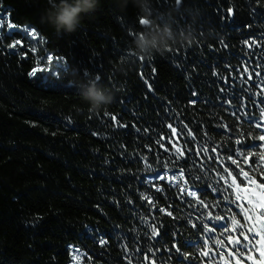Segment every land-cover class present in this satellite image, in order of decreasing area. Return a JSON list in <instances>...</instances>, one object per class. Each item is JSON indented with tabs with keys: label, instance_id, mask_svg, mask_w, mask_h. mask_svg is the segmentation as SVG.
Returning a JSON list of instances; mask_svg holds the SVG:
<instances>
[{
	"label": "trees",
	"instance_id": "16d2710c",
	"mask_svg": "<svg viewBox=\"0 0 264 264\" xmlns=\"http://www.w3.org/2000/svg\"><path fill=\"white\" fill-rule=\"evenodd\" d=\"M50 6L0 0V21L38 32L28 45L0 31V264H72L76 249L86 264L244 262L252 234L221 168L264 180L255 155L228 163L264 153V0H152L156 22L192 43L150 60L131 55L143 30L132 0H99L59 36L41 23ZM17 41L29 48L10 51ZM45 55L62 68L30 76ZM70 69L99 77L113 103L89 112Z\"/></svg>",
	"mask_w": 264,
	"mask_h": 264
},
{
	"label": "clouds",
	"instance_id": "9594fccd",
	"mask_svg": "<svg viewBox=\"0 0 264 264\" xmlns=\"http://www.w3.org/2000/svg\"><path fill=\"white\" fill-rule=\"evenodd\" d=\"M129 0H116L120 11H124ZM138 9V20L141 29L134 35L131 45V55L138 59H152L154 54L163 57L172 51L171 43H187L191 45V34L180 33L176 36L172 27L165 24L162 27L152 17V0H132ZM50 8L41 17V23H47L56 35L72 34L81 25L83 16L94 12L99 0H50ZM123 71V68H120ZM68 86L76 87L84 102L89 106V112H98L102 107L113 103L115 92L108 87L98 84L99 77L95 79L79 80L77 70L70 69ZM85 77L88 73L84 74Z\"/></svg>",
	"mask_w": 264,
	"mask_h": 264
},
{
	"label": "snow or ice",
	"instance_id": "6c2138e0",
	"mask_svg": "<svg viewBox=\"0 0 264 264\" xmlns=\"http://www.w3.org/2000/svg\"><path fill=\"white\" fill-rule=\"evenodd\" d=\"M176 3L177 4L181 3V0H176ZM137 23L140 24V23H142V21L137 20ZM26 31H27V29H26ZM141 31H143V30H141ZM28 34L31 35L33 39H36L37 35H38V32H37L36 29H32L31 31H29ZM40 39L43 42V37L42 36H40ZM17 43H19V41H17ZM253 43H255V42H253ZM14 46L15 45H13V47ZM47 59H48L49 64H51L53 58L51 56H49ZM41 70H46V69H40L39 67L34 68L29 73V75L32 76V77H35L36 74H37V71H41ZM262 114H264V110H262ZM112 119L115 120L116 119L115 116H113ZM257 127H262V125L261 124H257ZM173 131H175V129H173ZM258 139L261 140V141H264V135H259ZM236 143L240 144L241 141L237 140ZM261 147H264V144H262ZM212 151L215 152L216 149H213ZM177 154H178V157L179 156H183V153L180 152L179 149H177ZM251 155L257 156V160L258 161H264V153H246V152H241L240 155L237 158H232L231 156H229L228 159L231 160L232 164H237V160L240 159L241 157L242 158H248ZM212 159L215 160V157H213ZM256 165H257V161H252V166L255 167ZM224 171L228 175H232V172H229L227 169H224ZM260 171L264 172V166L260 167ZM236 175H239V173H237ZM243 175L246 178L249 177V173L248 172H243ZM221 178L223 179V177H221ZM231 183L232 184H236V179L233 178ZM248 183L250 185H255L256 186V190L260 193L259 200L256 202V204H254L253 210H255V208H260L261 209V211H259L256 214V216H255V219L259 223L260 227H259V230L254 232L253 235H252V238H251L252 243H251V248H250V252L251 251L258 252V255L257 256H251V259H252V264H264V180H261L258 183L256 179L249 178L248 179ZM237 187H239V185H237ZM186 195L189 196V197L197 198V192L193 191V190H187L186 191ZM239 198L240 197L237 196V199H239ZM168 214L172 215V213H170V212ZM248 218H249V220L253 219L252 216H249ZM216 219H220V217H217ZM232 224L233 225H237V221L235 219H233L232 220ZM194 227H195V225H194ZM209 231H211V229H209ZM152 235L153 236L159 235L158 229L153 228L152 229ZM241 235H244V233L242 232ZM257 237H259V240H257ZM244 239L248 240L249 237L248 236H244ZM236 243L239 244L240 242L237 240ZM173 247H176V246L173 245ZM242 248H249V245L248 244L241 245L240 248L236 249L237 254H239L241 252ZM176 250L180 251V249L178 247L176 248ZM204 254L207 255V253H204Z\"/></svg>",
	"mask_w": 264,
	"mask_h": 264
},
{
	"label": "rangeland",
	"instance_id": "374dc122",
	"mask_svg": "<svg viewBox=\"0 0 264 264\" xmlns=\"http://www.w3.org/2000/svg\"><path fill=\"white\" fill-rule=\"evenodd\" d=\"M10 25L11 24L6 22V21L5 22L0 21V31H2L4 29L6 31V33L18 32L23 37H25V39L29 42L28 45H31V42L36 43L38 41V38L33 39L32 36L28 34L29 31H31V29H29V28L19 29V28L12 26V25L10 26ZM26 29H27V31H26ZM13 45H15V46L13 47ZM13 45L11 46L10 51H16V48H27V49L29 48V47H24L21 42H19V43L16 42ZM49 56H51V55H45L44 57L38 58V64L36 65V68L39 67L40 69H46V70L37 71V74H39L41 76H45L46 74H51V75L56 76L58 73V70H60L62 68L61 62L52 56H51L53 58L52 62H51V64H49L48 59H47ZM170 177H172V176H169V179H170ZM175 182L177 184H181L178 177L175 178ZM252 186H254V185H250L249 183L245 187H240V186L237 187L234 184L231 189H232L236 199H237V196L240 197L239 199H237V201L240 203V206L243 209V212L245 214L249 228L254 233V232L258 231L259 227H260L259 223L255 219V216L259 211H261V209L255 208V210H253V206L259 200V197H258V195L253 194L247 190V188L248 189L254 188ZM241 189H246V190H244V194L240 191ZM249 216H252L253 219L249 220V218H248ZM258 239H259V237H258ZM72 264H86L82 253L77 249L72 251Z\"/></svg>",
	"mask_w": 264,
	"mask_h": 264
},
{
	"label": "bare ground",
	"instance_id": "6f19581e",
	"mask_svg": "<svg viewBox=\"0 0 264 264\" xmlns=\"http://www.w3.org/2000/svg\"><path fill=\"white\" fill-rule=\"evenodd\" d=\"M249 192L253 193V194H256L258 195V197L260 196V193L256 190V188H250V189H247Z\"/></svg>",
	"mask_w": 264,
	"mask_h": 264
}]
</instances>
